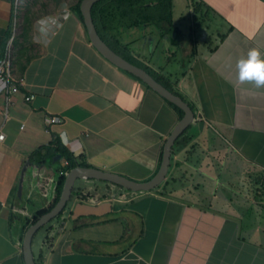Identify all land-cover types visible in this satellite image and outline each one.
<instances>
[{"label": "crops", "instance_id": "obj_1", "mask_svg": "<svg viewBox=\"0 0 264 264\" xmlns=\"http://www.w3.org/2000/svg\"><path fill=\"white\" fill-rule=\"evenodd\" d=\"M14 1L0 0L2 54L22 80L0 115V264H24L11 213L29 217L54 197L62 157L44 147L53 135L89 166L142 181L178 119L92 46L69 8L15 26ZM196 1L194 11L172 0L178 31L164 21L120 30L127 54L171 82L196 118L164 178L147 190L78 178L32 249L42 264H264V88L244 75L250 50L264 62V0ZM47 113L61 121L45 124Z\"/></svg>", "mask_w": 264, "mask_h": 264}, {"label": "water", "instance_id": "obj_2", "mask_svg": "<svg viewBox=\"0 0 264 264\" xmlns=\"http://www.w3.org/2000/svg\"><path fill=\"white\" fill-rule=\"evenodd\" d=\"M94 1L96 0H80L78 3L82 23L84 25L87 38L92 46L111 63L137 77L150 89L179 107L182 110V114L174 123L162 142L160 161L156 171L146 180H134L117 172L103 170L93 166L75 165L66 170L64 172V178L59 195L53 205L48 210L38 215L24 228L20 243L21 255L24 264H36L31 249L32 237L40 227L52 219L64 207L70 196L75 179L95 178L131 190H147L153 188L164 178L169 163L171 146L174 140L188 127L189 124H191L193 120H196L193 109L180 95L174 93L172 90L157 81L143 67L132 63L114 51L99 36L90 15V7Z\"/></svg>", "mask_w": 264, "mask_h": 264}, {"label": "trees", "instance_id": "obj_3", "mask_svg": "<svg viewBox=\"0 0 264 264\" xmlns=\"http://www.w3.org/2000/svg\"><path fill=\"white\" fill-rule=\"evenodd\" d=\"M79 1L80 0H75V2L70 4L68 8L72 12H74L78 16V18L82 21L78 9ZM190 1H192L193 4L192 7L195 11L198 6L197 1L196 0H190ZM171 6H172V0H96L92 3L90 7V15L97 33L108 44L109 47H111L114 51H116L117 53H119L121 56L131 61L132 63H135L143 67L157 81L162 83L168 89L172 90L174 93L180 95L174 89L171 82L164 79L162 76L158 75L148 66L142 65L141 63L135 61L132 57H130L126 52L128 47L127 44L121 42L119 38L121 33L120 30L123 28L138 27L148 24L159 26L161 21H164L171 29L178 31L176 27L173 26L171 23ZM23 19L25 22L30 24L31 20H29L26 17V14L23 15ZM8 34H9L8 30H5V32L3 33L4 39H2L1 41L0 55H2L4 51L3 49L5 45V39L7 38ZM165 101L177 112L179 118L182 114V110L172 102L166 99ZM188 104L192 108V105L190 103ZM181 134H183V132ZM181 134L179 136H181ZM49 144L45 145L44 147L50 146L49 151H52L53 154L57 153L59 156L62 157V159L66 160V163L59 165L60 170L54 180V186H53L54 197L52 200H50L48 203L44 204L43 206L35 209L29 217L19 216L17 214L11 213V220L13 221L14 219H17L19 222L18 229H19L20 238L22 236V233L26 225L31 223L38 215L48 210L57 199L64 178L63 171H66L70 167L75 165L89 166V164L83 159H79V158L76 159L75 156L72 155L71 151H69L60 142L57 135L52 136L51 140L49 141ZM104 182L106 183V181ZM260 183L264 191V181H260ZM75 190L76 188L73 185L70 195ZM62 209L58 212V214H56L52 219H50L42 226L43 228H45L46 231L50 230L52 225L51 220H55L56 218H58ZM33 258L36 264H42L43 257L40 250L36 256H33Z\"/></svg>", "mask_w": 264, "mask_h": 264}, {"label": "rangeland", "instance_id": "obj_4", "mask_svg": "<svg viewBox=\"0 0 264 264\" xmlns=\"http://www.w3.org/2000/svg\"><path fill=\"white\" fill-rule=\"evenodd\" d=\"M75 2V0H15L13 3V22L17 26L18 22L23 18V15L26 14V17L34 21L39 20L41 17L57 12L58 8H68L70 4ZM176 5L179 4V0H175ZM24 24V23H23ZM19 25V24H18ZM188 128V127H187ZM186 128V129H187ZM185 129V130H186ZM184 130V132H185ZM98 180V179H97ZM97 182L101 183L102 181L98 180ZM111 185L110 183L106 182ZM81 184L79 179H75L74 186ZM113 185V184H112ZM114 187L117 185H113ZM44 228L40 227L33 235L31 240V249L35 252L39 242L42 238Z\"/></svg>", "mask_w": 264, "mask_h": 264}, {"label": "built area", "instance_id": "obj_5", "mask_svg": "<svg viewBox=\"0 0 264 264\" xmlns=\"http://www.w3.org/2000/svg\"><path fill=\"white\" fill-rule=\"evenodd\" d=\"M21 77L13 76L10 63L9 54L6 51L4 54L0 55V115L3 118L8 116V107L12 104V95L18 91V87L21 84ZM32 98V94L24 95V99ZM61 117L57 114L47 113L44 117L45 124H51L60 122ZM0 136L3 133L0 131ZM61 163L65 164L66 160L61 159ZM65 172V171H63Z\"/></svg>", "mask_w": 264, "mask_h": 264}, {"label": "clouds", "instance_id": "obj_6", "mask_svg": "<svg viewBox=\"0 0 264 264\" xmlns=\"http://www.w3.org/2000/svg\"><path fill=\"white\" fill-rule=\"evenodd\" d=\"M259 52L256 49L249 51L248 71L244 74L246 79L254 80L257 88H264V73L260 72L262 63L258 60ZM4 138L0 136V141Z\"/></svg>", "mask_w": 264, "mask_h": 264}]
</instances>
